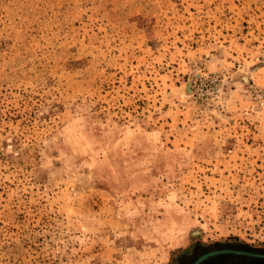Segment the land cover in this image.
I'll list each match as a JSON object with an SVG mask.
<instances>
[{
    "label": "rangeland",
    "instance_id": "374dc122",
    "mask_svg": "<svg viewBox=\"0 0 264 264\" xmlns=\"http://www.w3.org/2000/svg\"><path fill=\"white\" fill-rule=\"evenodd\" d=\"M227 238L264 249V0H0V264Z\"/></svg>",
    "mask_w": 264,
    "mask_h": 264
},
{
    "label": "trees",
    "instance_id": "16d2710c",
    "mask_svg": "<svg viewBox=\"0 0 264 264\" xmlns=\"http://www.w3.org/2000/svg\"><path fill=\"white\" fill-rule=\"evenodd\" d=\"M232 242V243H231ZM223 248L231 249L233 251H238L234 250V247L239 246L237 245V240L234 238H227L225 240ZM241 249H243V252H249V253H255V254H262L264 255V249H249L244 247L243 245L241 246ZM223 250V249H220ZM204 253H199L196 256V253L193 252L191 255H184L182 256L176 264H189L193 263L199 256H201ZM234 262V263H233ZM198 264H264V259L260 258H252L248 256H243V255H234L230 253H224V254H218L212 257H209L202 261L201 263Z\"/></svg>",
    "mask_w": 264,
    "mask_h": 264
},
{
    "label": "water",
    "instance_id": "95a60500",
    "mask_svg": "<svg viewBox=\"0 0 264 264\" xmlns=\"http://www.w3.org/2000/svg\"><path fill=\"white\" fill-rule=\"evenodd\" d=\"M189 85L187 84V88L189 90ZM224 253H230V254H234V255H243V256H248V257H252V258H260V259H264V255L262 254H255V253H249V252H243V251H233L231 249H224V250H215V251H210V252H206L204 254H202L201 256H199L193 263H189V264H198L201 263L202 261H204L205 259L218 255V254H224Z\"/></svg>",
    "mask_w": 264,
    "mask_h": 264
},
{
    "label": "flooded vegetation",
    "instance_id": "af4514ba",
    "mask_svg": "<svg viewBox=\"0 0 264 264\" xmlns=\"http://www.w3.org/2000/svg\"><path fill=\"white\" fill-rule=\"evenodd\" d=\"M225 248H223V250H224ZM227 249V248H226Z\"/></svg>",
    "mask_w": 264,
    "mask_h": 264
}]
</instances>
